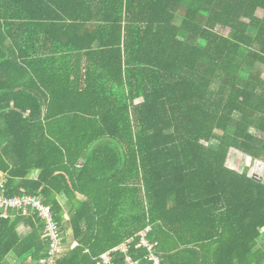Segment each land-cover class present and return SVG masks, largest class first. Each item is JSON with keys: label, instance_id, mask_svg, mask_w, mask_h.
<instances>
[{"label": "trees", "instance_id": "16d2710c", "mask_svg": "<svg viewBox=\"0 0 264 264\" xmlns=\"http://www.w3.org/2000/svg\"><path fill=\"white\" fill-rule=\"evenodd\" d=\"M230 150L264 163V0H0L4 195L71 229L59 264L130 238L148 264L149 226L161 264H264V183ZM42 231L0 213V264H40Z\"/></svg>", "mask_w": 264, "mask_h": 264}, {"label": "built area", "instance_id": "2783aa9c", "mask_svg": "<svg viewBox=\"0 0 264 264\" xmlns=\"http://www.w3.org/2000/svg\"><path fill=\"white\" fill-rule=\"evenodd\" d=\"M4 181L0 177V213L1 217L7 212H20L23 216L29 214L36 215L43 223V237L47 241V253L45 258L41 259L40 264H59L63 256L62 239L63 234L59 225L55 222L52 210L49 206L41 203L34 196L22 194L20 196L8 198L4 195ZM151 227H146L137 234L138 242L136 249L145 251L144 261L148 264H161V259L157 255V242L148 239ZM134 238L125 240L116 247L101 253L96 264H117L114 260L116 254L124 255V264H140V261L134 260L129 256L130 246L133 244Z\"/></svg>", "mask_w": 264, "mask_h": 264}, {"label": "rangeland", "instance_id": "374dc122", "mask_svg": "<svg viewBox=\"0 0 264 264\" xmlns=\"http://www.w3.org/2000/svg\"><path fill=\"white\" fill-rule=\"evenodd\" d=\"M256 15L262 17L263 12L258 11ZM217 31L225 36L228 34L227 30L221 28H217ZM227 166L239 173L247 172L248 176L257 175L264 183V163L253 161L235 150H230L227 159Z\"/></svg>", "mask_w": 264, "mask_h": 264}, {"label": "crops", "instance_id": "0c3cea01", "mask_svg": "<svg viewBox=\"0 0 264 264\" xmlns=\"http://www.w3.org/2000/svg\"><path fill=\"white\" fill-rule=\"evenodd\" d=\"M37 176V173H33L32 174V178H36ZM0 177L3 179H5V176L3 175H0ZM59 201L60 203L63 205V206H66V200L64 197H60L59 198ZM64 220L67 221L68 220V215L65 213V216H64ZM18 234L22 237V236H25L27 235L30 230L28 228V226L26 224H20L19 227H18ZM62 231V230H61ZM62 234H63V239H62V248H63V255L70 251L71 249H73L75 246H76V242L72 239V236H71V229H68L66 228L64 231H62ZM63 257V256H62ZM8 262L10 264H14L15 260H14V257L11 255L8 257ZM27 264H30L29 262Z\"/></svg>", "mask_w": 264, "mask_h": 264}]
</instances>
